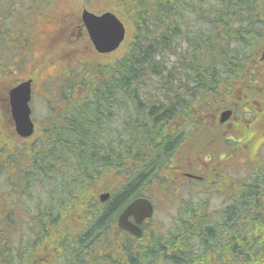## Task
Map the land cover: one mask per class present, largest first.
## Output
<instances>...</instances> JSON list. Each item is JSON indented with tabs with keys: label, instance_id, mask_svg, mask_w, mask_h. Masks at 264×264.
Instances as JSON below:
<instances>
[{
	"label": "trees",
	"instance_id": "1",
	"mask_svg": "<svg viewBox=\"0 0 264 264\" xmlns=\"http://www.w3.org/2000/svg\"><path fill=\"white\" fill-rule=\"evenodd\" d=\"M6 2L0 0L5 21L14 4L25 13L28 56L33 46L44 48L29 69L34 76L54 60L63 67L66 59L60 58L73 49L67 46L75 41L64 35L66 25L46 47L66 6L113 12L126 24L127 38L119 58L68 60L64 68L44 71L38 83L50 112L35 122L32 139L12 137L0 114V264H121L132 246H122L117 216L151 185L163 189L180 143L167 137L166 122L180 114L194 118L197 105L228 82L231 67L239 65L235 56L264 35V24L249 29L253 22L240 27L236 18L248 12L264 23V0H10L5 9ZM10 23L12 30L23 29L18 17ZM35 25L43 31L38 40ZM115 118L123 127L114 128ZM106 136L121 153L102 141ZM100 192L110 194L104 203ZM247 212L237 201L236 249L244 244L240 228L251 222L248 215L247 222L240 221ZM176 230L203 232L195 236L208 248L222 240L206 234L211 227L179 223ZM157 235L150 245L139 238L138 252L130 257L143 264L165 256L166 242ZM165 258L174 261L173 254Z\"/></svg>",
	"mask_w": 264,
	"mask_h": 264
},
{
	"label": "flooded vegetation",
	"instance_id": "2",
	"mask_svg": "<svg viewBox=\"0 0 264 264\" xmlns=\"http://www.w3.org/2000/svg\"><path fill=\"white\" fill-rule=\"evenodd\" d=\"M66 10L68 12L63 18L58 17L52 28L47 48L53 46V36L59 29L63 31L65 25L64 35L72 36L68 41L86 40L80 15L68 6ZM74 14L76 20L71 23ZM1 20L4 25L5 20L0 16V23ZM236 20V24H242L240 27L253 22L249 29H254V24L260 27L264 24L260 18L257 19L248 12ZM18 21L23 29L17 31L9 28L7 32H3L0 40V85L8 83L11 75L14 76V81L26 78L32 64L44 51L40 46H33L28 56L25 13H19ZM34 30V40H38L39 33L43 31L38 25H35ZM248 39L252 43L251 38ZM263 47L264 35L248 46L244 53L235 56L239 65L231 67L234 70L232 77L224 86L215 89L212 98L197 105L194 118L187 120L180 114L175 120L166 122L167 137L170 138L171 134L180 143L175 148L167 182L162 185L163 189H158L155 184L149 198L154 212L157 210V202L164 207L174 208V226L160 232L152 226L150 220L144 221L140 226V237L119 230L125 238L122 246L125 247L128 243L132 246L121 257V264H140L137 258L133 259L130 255L138 252L139 238L144 245H150L154 241V234L160 237L163 235L164 243L166 242L165 256L170 259L173 254L174 261L158 254L160 258L155 256L156 261L149 258L143 264H264ZM121 48L113 54L99 56L88 40L87 47L81 49L75 46L60 58L66 59L63 67L61 63L53 62L44 71L64 68L68 60L79 63L90 59L119 58L117 54ZM7 53L12 58L10 55L5 56ZM39 85L38 83V91L41 88ZM85 99L88 100L89 96H85ZM117 137L118 145L121 146L122 137ZM237 201L249 208V212L244 213L240 221L247 222L248 215L251 222L240 228L239 234L243 235L241 238L244 244L240 243V248L236 249L237 228L234 226L233 207ZM191 213L193 215H189ZM179 223H189L200 228L211 227L212 230L206 234L210 237L219 235L222 240L212 242L213 247L208 248L203 246L204 239L195 236L203 232L176 230Z\"/></svg>",
	"mask_w": 264,
	"mask_h": 264
},
{
	"label": "water",
	"instance_id": "3",
	"mask_svg": "<svg viewBox=\"0 0 264 264\" xmlns=\"http://www.w3.org/2000/svg\"><path fill=\"white\" fill-rule=\"evenodd\" d=\"M82 25L85 28L89 41L93 49L98 54H107L118 49L124 41L125 28L123 24L111 12H105L101 15H94L86 10L81 12ZM264 57V50H263ZM34 88V81L30 78L23 80L18 84L5 87L0 92L3 100L7 104L2 105V110L8 114V123L13 128L15 137L28 139L32 137L34 125L30 119L29 101L31 91ZM108 194L99 196L100 201L108 199ZM152 215V206L145 198L133 200L118 216V226L133 235H139L140 230L136 225ZM132 217L134 223H130L128 218Z\"/></svg>",
	"mask_w": 264,
	"mask_h": 264
},
{
	"label": "rangeland",
	"instance_id": "4",
	"mask_svg": "<svg viewBox=\"0 0 264 264\" xmlns=\"http://www.w3.org/2000/svg\"><path fill=\"white\" fill-rule=\"evenodd\" d=\"M9 2H10V0H7L6 4L4 5L5 9H9V7H10V5H8ZM12 7H14V8L12 9L11 16L9 17L8 20L5 21L4 25H0V30L9 29L11 26L10 22L13 19L19 17V13L17 12L19 5L14 4ZM20 12H23V11L21 10ZM198 18H195L194 21L200 23ZM2 37H3V35L0 34V40ZM4 51H6V50H4ZM6 56H8V54H6ZM44 92H45L44 86L41 85L40 92L37 90L35 92V94L33 95V98H32L31 109H32V117L35 120V122H37V121L39 122V120L46 117V115L50 112V107H49L50 105L48 104V102L45 101L46 98L43 95ZM140 119H142V117ZM113 123H114V128L123 127V123L121 120H118L115 118ZM109 127H111L110 124H109ZM104 132H106L105 129H104ZM107 138H108L107 136L103 137L102 141L103 142L109 141L108 144L111 145V148H116L118 153H121L120 148L118 146H116V147L114 146V143H117V142H114L111 139L107 140ZM118 156L121 157L122 155L118 154ZM145 157H147V156L144 155L140 159H143ZM152 187L154 188V186H152ZM152 190L153 189L149 188V192L147 194H152ZM100 193H102V192H100ZM36 194H37L36 192L32 193V195L28 199L27 205L29 207H32L34 205ZM210 208H211V206H210ZM173 214H174V208L164 207L162 204L160 205L157 202V210L155 211V213L151 219L152 226L155 227V229L157 231H160V232H165V231L171 229L174 226L173 221H172ZM239 216H241V215H239ZM238 218H240V217H238Z\"/></svg>",
	"mask_w": 264,
	"mask_h": 264
},
{
	"label": "bare ground",
	"instance_id": "5",
	"mask_svg": "<svg viewBox=\"0 0 264 264\" xmlns=\"http://www.w3.org/2000/svg\"><path fill=\"white\" fill-rule=\"evenodd\" d=\"M159 55V54H158ZM240 231V230H239ZM238 232V231H237Z\"/></svg>",
	"mask_w": 264,
	"mask_h": 264
}]
</instances>
